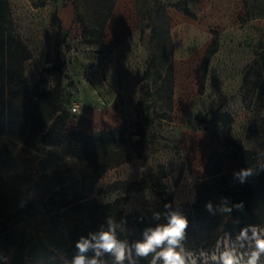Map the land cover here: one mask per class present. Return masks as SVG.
I'll use <instances>...</instances> for the list:
<instances>
[{
	"label": "rangeland",
	"instance_id": "obj_1",
	"mask_svg": "<svg viewBox=\"0 0 264 264\" xmlns=\"http://www.w3.org/2000/svg\"><path fill=\"white\" fill-rule=\"evenodd\" d=\"M4 1L17 50L0 62V78L35 115L27 125L17 112L0 135L5 263L19 264L17 250L42 219L63 215L54 211L59 197L46 204L54 182L77 180L67 195L88 194L130 225L167 197L195 204L217 172L219 188L235 187L239 159L226 156L233 142L264 166V17L247 18L242 0ZM251 2L264 9V0ZM21 154L35 158L33 174ZM252 189L249 177L243 195ZM223 231L208 216L189 229L188 250L205 251L220 234L211 252L222 251L236 239Z\"/></svg>",
	"mask_w": 264,
	"mask_h": 264
},
{
	"label": "trees",
	"instance_id": "obj_2",
	"mask_svg": "<svg viewBox=\"0 0 264 264\" xmlns=\"http://www.w3.org/2000/svg\"><path fill=\"white\" fill-rule=\"evenodd\" d=\"M242 1L247 18L256 19L264 17V9L254 5L251 0ZM70 2L72 6H75L73 1ZM10 24L7 3L4 0H0V62H11L13 53L17 50L15 47L17 46V44L15 45V39L10 33ZM26 59V57H21L19 63H22ZM63 68L56 75V86L58 88L61 87ZM0 81L4 86V88L2 87L0 90L1 135L6 129L12 128L13 124L17 121V115L20 114L21 120H25L27 125L30 120H35V115H32L27 109H24L25 104L18 97L15 90L11 87L5 88L4 79L0 78ZM258 81L263 83L261 68L258 71ZM17 112L19 114H17ZM27 125H25L19 137V140H23V142L29 138V136L26 135ZM19 156L21 160L29 161V168L31 174H33L32 172L36 162L35 158L32 156L28 157L25 154ZM226 156L238 158L240 169L252 168L258 172L257 175L250 177V179L253 180V189L251 192L243 195L242 190L246 183L241 184L239 182L235 187L219 188L218 186L224 182L225 177L220 175V172H217L198 187L195 204L191 206L173 205V207H180L189 220V227L184 241V247L186 249H188L187 239L189 229L195 230L201 227L208 216L212 215L206 210V203L211 201L213 205L216 206L219 204L222 197H227L230 204H236L241 201L244 204L242 211L233 209L230 215L219 213L212 215L216 221L223 224V232L227 233L230 238L235 239L240 230L246 226L255 225L261 227L264 225V207L260 203L261 193L258 191L259 187H264V170H261L264 166L258 164L250 151L245 150L241 145L235 142H233L231 148L228 149V155ZM130 160L131 159L128 158L125 162ZM121 163L122 161L117 163V165ZM104 170L105 168L101 170V172H104ZM77 185L78 181L75 179H72L69 185H66V182L59 181L51 185L50 196L46 204L49 205L53 199L59 197L61 203L54 211L64 210V213L61 217L47 216L46 219H42V224L36 225L32 232L26 236V239L17 250L19 264H64L66 261H70L74 256L76 252L75 243L82 235H87L88 232L97 230L99 226L104 223L106 217H112L117 221H119L121 217H125L122 212L114 211L110 205L100 206L96 201L90 200L88 194L67 195L66 191L68 188ZM132 186H137V184H132ZM203 187L206 189L203 190ZM214 187L218 189L215 190L213 189ZM170 202L172 203L171 197L163 199L160 206L153 212H163L164 205ZM51 212H53V210L49 213ZM153 212L144 217L140 222L135 221L130 225H125V231L119 234V238L128 240L130 243L140 240L144 228L155 223L152 220ZM45 236H50V240L46 241ZM219 236L220 234L216 235L204 246L206 252L210 253L213 250L219 240ZM91 255L92 253H89V256ZM140 258L141 257H137V260H140ZM101 259L104 261V264H114V257L111 255H105ZM150 260L151 256L147 257L145 260L141 258L140 264H149ZM0 264L7 263L0 257ZM124 264H129L128 259L124 261ZM209 264L215 263L209 261ZM259 264H264V256H261Z\"/></svg>",
	"mask_w": 264,
	"mask_h": 264
},
{
	"label": "clouds",
	"instance_id": "obj_3",
	"mask_svg": "<svg viewBox=\"0 0 264 264\" xmlns=\"http://www.w3.org/2000/svg\"><path fill=\"white\" fill-rule=\"evenodd\" d=\"M257 174L252 168H243L233 173V179L243 184ZM205 208L212 215H230L233 209L242 211L244 204L242 201L230 204L227 197H222L216 206L209 201ZM152 220L155 223L144 228L142 238L130 244L119 238V234L125 231L126 218L121 217L117 221L106 217L97 230L82 235L76 241V252L66 264H104L101 258L105 255L113 256L114 264H124L133 252L141 258L151 256L149 264H157L158 261L160 264H209V261L216 264H259L261 256H264V228L255 225L242 228L235 241L226 243L222 251L208 253L201 250L196 253L184 247L189 220L180 207L167 203L163 212L152 213Z\"/></svg>",
	"mask_w": 264,
	"mask_h": 264
},
{
	"label": "built area",
	"instance_id": "obj_4",
	"mask_svg": "<svg viewBox=\"0 0 264 264\" xmlns=\"http://www.w3.org/2000/svg\"><path fill=\"white\" fill-rule=\"evenodd\" d=\"M79 109H80V106L79 105H75L74 106V108H73V112L74 113H77L78 111H79ZM66 125H67V123H66ZM65 125V128H64V133H66V131H67V126ZM128 241V240H127ZM129 242V241H128ZM130 243V242H129ZM131 244V243H130ZM134 256L135 258H137L136 256H135V253L133 252L132 254H131V256Z\"/></svg>",
	"mask_w": 264,
	"mask_h": 264
}]
</instances>
